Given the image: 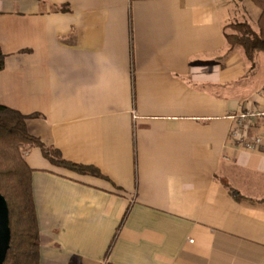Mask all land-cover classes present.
Masks as SVG:
<instances>
[{
  "label": "crops",
  "instance_id": "obj_1",
  "mask_svg": "<svg viewBox=\"0 0 264 264\" xmlns=\"http://www.w3.org/2000/svg\"><path fill=\"white\" fill-rule=\"evenodd\" d=\"M261 14L251 0H0V104L82 167L24 151L40 264H264V141L229 140L264 109V53L226 41Z\"/></svg>",
  "mask_w": 264,
  "mask_h": 264
},
{
  "label": "trees",
  "instance_id": "obj_2",
  "mask_svg": "<svg viewBox=\"0 0 264 264\" xmlns=\"http://www.w3.org/2000/svg\"><path fill=\"white\" fill-rule=\"evenodd\" d=\"M261 11L256 32L247 24H234L230 28L235 33L227 34L226 41L231 49L240 47L246 57L253 60L258 52L264 53V0H251ZM60 12H69L68 5L57 7ZM6 56L0 48V71ZM28 116L0 104V193L9 208L11 240L5 264H40V229L34 200L33 172L27 164L23 148L39 147L52 163L72 169L82 168L64 160L60 153L46 148L27 129ZM234 197L237 192L231 190ZM113 242L110 246L112 249Z\"/></svg>",
  "mask_w": 264,
  "mask_h": 264
},
{
  "label": "built area",
  "instance_id": "obj_3",
  "mask_svg": "<svg viewBox=\"0 0 264 264\" xmlns=\"http://www.w3.org/2000/svg\"><path fill=\"white\" fill-rule=\"evenodd\" d=\"M264 117V109L247 108L237 117L236 124L229 133V140L238 143L246 150L254 151L263 144L264 133L250 135L258 118Z\"/></svg>",
  "mask_w": 264,
  "mask_h": 264
},
{
  "label": "water",
  "instance_id": "obj_4",
  "mask_svg": "<svg viewBox=\"0 0 264 264\" xmlns=\"http://www.w3.org/2000/svg\"><path fill=\"white\" fill-rule=\"evenodd\" d=\"M9 208L5 197L0 193V264H5L7 252L10 248Z\"/></svg>",
  "mask_w": 264,
  "mask_h": 264
},
{
  "label": "rangeland",
  "instance_id": "obj_5",
  "mask_svg": "<svg viewBox=\"0 0 264 264\" xmlns=\"http://www.w3.org/2000/svg\"><path fill=\"white\" fill-rule=\"evenodd\" d=\"M26 150V146L23 148V151H22V153L24 154V151Z\"/></svg>",
  "mask_w": 264,
  "mask_h": 264
}]
</instances>
